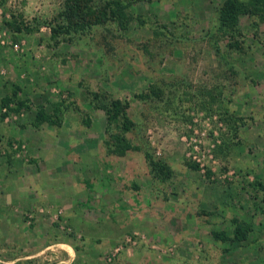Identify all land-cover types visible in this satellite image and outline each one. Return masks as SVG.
<instances>
[{
    "label": "rangeland",
    "instance_id": "374dc122",
    "mask_svg": "<svg viewBox=\"0 0 264 264\" xmlns=\"http://www.w3.org/2000/svg\"><path fill=\"white\" fill-rule=\"evenodd\" d=\"M66 1L0 0V176L26 189L15 176L34 160L48 174L38 182L69 190L40 228L22 206L12 226L0 223V264H264V17L227 29L224 0H124L126 20L51 38ZM13 92L26 101L18 114L1 106ZM92 94L128 104L127 137L141 151L107 152ZM53 104L56 123L33 127ZM144 152L169 166L168 179ZM238 223L245 241L216 239ZM67 247L72 261L56 253Z\"/></svg>",
    "mask_w": 264,
    "mask_h": 264
},
{
    "label": "trees",
    "instance_id": "16d2710c",
    "mask_svg": "<svg viewBox=\"0 0 264 264\" xmlns=\"http://www.w3.org/2000/svg\"><path fill=\"white\" fill-rule=\"evenodd\" d=\"M139 1V0H134ZM93 0H67L63 12L59 14L61 23L56 27H50L51 38H57L61 34H69L71 32H84L95 26H101L109 20L120 17L123 20L127 19L128 8L131 5L125 4L124 0H111L105 2L102 6L92 7ZM243 15H259L264 17V0H224L217 11V21L219 27L234 28L239 19ZM10 28H13L12 23H7ZM26 31L29 28H26ZM22 29L17 27L16 32H21ZM30 31V30H29ZM32 31V30H31ZM233 46V45H232ZM234 48L239 49L237 45ZM152 94L157 96V92L152 90ZM16 92L11 96H6L1 100V106L9 109L12 113L18 114L24 106L25 102L19 98H13ZM150 94H137L135 98L138 100L146 99ZM91 101L93 105L103 111L106 116V135L105 143L107 152L118 157H124L128 152L141 151L139 146L134 145L127 137V134L132 132L135 127L132 120L127 115L128 104L119 99L107 98L104 95L92 94ZM15 101L16 107L9 108L11 102ZM60 106L52 105L53 118L46 115L43 110H40L36 115L35 127H38L44 122L56 123L59 118ZM145 160L154 173V177L161 180H166L171 175L169 166L162 161L155 159L148 152H144ZM197 170L196 165L191 166ZM247 225L238 223L233 230L232 237H228L225 232L216 233V239L226 242L245 241L248 237L249 228Z\"/></svg>",
    "mask_w": 264,
    "mask_h": 264
},
{
    "label": "crops",
    "instance_id": "0c3cea01",
    "mask_svg": "<svg viewBox=\"0 0 264 264\" xmlns=\"http://www.w3.org/2000/svg\"><path fill=\"white\" fill-rule=\"evenodd\" d=\"M21 73V72H20ZM19 85V84H18ZM20 86V85H19ZM24 101V100H23ZM26 102V101H25ZM45 106L46 104L43 103ZM32 110V109H30ZM29 110V111H30ZM37 115V114H36ZM26 122H20L19 126L17 127L18 130H21L24 128ZM33 127H35L34 123L32 125ZM40 127V126H39ZM14 134H17L16 131L13 132ZM15 139H18L19 136H14ZM21 144H18V146ZM25 145H22V147H24ZM39 150L37 152H33V156L32 157H38L39 155ZM34 159V158H33ZM7 161H9V164L11 163H19L17 161L14 160H4L2 159L1 164L2 167H6L7 165ZM45 161V160H44ZM31 162H33L34 164H29L27 165L28 167L25 168V164L22 165L19 163V168L22 171L21 175H16L18 173V167L15 166L13 167V171L11 172V174H13L15 177H17L14 181L16 182V180L18 178L23 179H27L29 181V186L27 185L26 189H13V184L9 181V185H7L6 181L7 178H5L6 173L4 171H2L3 176H0V179L2 177V180L0 181V202H1V208H0V223L1 225H3V227H10L12 226V220L14 219V216H12L10 213H12V211L14 212L15 210H18V206H22V210L21 207L19 208L21 211H24L26 213L29 214V216H34V219L36 220V224L35 227L40 228L41 226H43V222L44 223H48V221H46L45 216L47 215V213H49V209L51 212H54V208L55 206H61L60 204H62V200L63 198L61 197V195L67 194V188L66 186L64 187H60V184H62V182H57L56 185L52 182L50 183H40L37 180L44 181L45 179H47L48 174L47 172L44 170H42V168H40V164H38V168L33 169L32 165L35 166L36 163L34 160H31ZM46 165V164H45ZM36 167V166H35ZM60 179V177H50V179ZM4 181V184H3ZM37 181V182H36ZM49 181V180H46ZM8 186L4 188L6 185ZM4 185V187H3ZM22 189V190H21ZM73 191V189H72ZM76 195V192L75 194ZM10 209L9 212L7 213V216L3 215V210L5 211L8 210V208H12ZM44 211V212H43ZM46 212V213H45ZM4 217V218H3ZM49 218V217H48ZM53 222L50 224V226H52ZM4 228H2L0 230V237L1 234L3 232ZM33 234L35 235V237L40 236L38 234V231L33 230ZM47 235H50V233H48ZM55 236V234H54ZM50 242L51 239H50ZM55 242V241H54ZM55 244V243H53ZM55 246V245H53ZM48 249L51 248V246L47 247ZM68 249L65 248L64 252L62 253L63 250L61 251H57L53 250V253H57L58 257L61 258L62 254L63 256L65 255L64 253H66V255L68 256V258L70 259V261H72L73 257H74V253L72 248L67 247ZM29 258V257H27Z\"/></svg>",
    "mask_w": 264,
    "mask_h": 264
}]
</instances>
